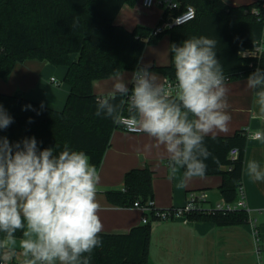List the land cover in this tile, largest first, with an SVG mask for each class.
Returning a JSON list of instances; mask_svg holds the SVG:
<instances>
[{"label":"trees","instance_id":"obj_1","mask_svg":"<svg viewBox=\"0 0 264 264\" xmlns=\"http://www.w3.org/2000/svg\"><path fill=\"white\" fill-rule=\"evenodd\" d=\"M137 1L0 0V80H8L19 63L39 60L66 67L64 82L70 86L63 110L32 101L23 91H0V105L13 119L6 129L0 130V137H6L11 144L35 137L39 149L55 148L54 154L67 144L72 150L84 151L90 163L100 168L112 134L121 126L95 114L99 95L93 82L111 77L115 70L123 73L143 66L145 48L158 43L164 33H169L171 44L177 45L193 36L217 39L216 55L229 81L247 77L257 67L264 69V58L240 54L254 50L264 37V0L240 6L224 0H179L180 9H166L164 19L170 12L179 14L188 5L196 8L195 19L157 35L151 27L138 25L130 31L116 22L122 7L135 6ZM149 69L175 78L173 62ZM119 100L117 97L115 102ZM124 115H128L126 109ZM248 136L246 130H238L232 136L204 138L211 153L205 160V175L223 176L221 195L228 203L239 197ZM235 147L239 156L232 159L230 151ZM106 195L113 205L122 207H133L136 200H154L153 173L149 167L132 169L126 174L124 189L108 190ZM149 216L147 224L127 234L100 233L102 247L94 249L90 264H157L150 259V250L152 222L158 218L153 212ZM187 218L232 226L249 222V213L243 209L209 215L196 213ZM16 237H23L22 232L17 231Z\"/></svg>","mask_w":264,"mask_h":264},{"label":"clouds","instance_id":"obj_2","mask_svg":"<svg viewBox=\"0 0 264 264\" xmlns=\"http://www.w3.org/2000/svg\"><path fill=\"white\" fill-rule=\"evenodd\" d=\"M217 43V39L193 36L169 45L175 96L148 65H138L128 81L115 70L111 89L96 98L95 114L150 137L173 173L183 168L185 177L203 178L205 160L211 155L204 138L226 131L231 120ZM246 86L260 89L258 103L264 111V69L257 67L249 74ZM12 122L0 105V130ZM54 149H39L35 137L15 144L0 137V259L4 261L16 255L17 231L23 234L19 241L23 264H90L94 249L102 247L99 173L84 151L67 144L58 154ZM247 168L255 181L264 182V169L257 161L248 162Z\"/></svg>","mask_w":264,"mask_h":264},{"label":"crops","instance_id":"obj_3","mask_svg":"<svg viewBox=\"0 0 264 264\" xmlns=\"http://www.w3.org/2000/svg\"><path fill=\"white\" fill-rule=\"evenodd\" d=\"M224 1L232 6H240L257 0ZM164 13L165 9L161 6L146 8L143 0H138L135 6L125 4L116 22L130 31L138 25L156 28L160 22V25L164 24ZM170 44V34L164 33L158 43L147 45L141 59L142 64L149 67L171 64L172 54L168 51ZM66 71L64 66H55L45 61L29 60L19 63L8 80H0V91L5 94L23 91L32 101L63 110L70 92V86L64 82ZM132 72L129 70L121 73L125 81L130 79ZM152 73L162 85L166 76L158 72ZM52 77L59 80L60 84L53 83ZM247 77L225 82L229 90L228 112L231 120L226 131H216L208 137L232 136L238 130H246L249 134L242 180L249 222L218 226L213 221L155 220L152 222L150 259L157 264H264V182L255 181L247 168L248 162L255 160L264 169V111H261L258 103V91L246 86ZM112 84L111 77L95 80V93L99 96L106 94ZM255 133H260L261 138H252ZM146 167L153 173V199L156 208L181 207L186 203L188 193L196 190L208 192V203L211 206L224 201L221 195L222 175L188 178L185 177L183 168H177L173 173L166 156L161 149L154 147V141L150 137L143 133H131L120 127L114 130L110 146L97 169L100 176L97 200L101 205L98 213L103 224L101 233L127 234L144 224L140 209L113 205L106 192L124 189L126 174L132 169ZM223 168L227 169V166ZM255 228L260 234L259 250ZM22 238L17 237L14 245L16 255L7 261L9 264H23L25 258L19 247ZM257 251L260 253V260H257Z\"/></svg>","mask_w":264,"mask_h":264},{"label":"built area","instance_id":"obj_4","mask_svg":"<svg viewBox=\"0 0 264 264\" xmlns=\"http://www.w3.org/2000/svg\"><path fill=\"white\" fill-rule=\"evenodd\" d=\"M155 5L162 6L165 10H179L181 4L179 0H143V6L146 8H151ZM197 15V10L193 5H188L182 12L179 14H174L170 12V15L165 19L164 24L154 28V35L161 33L167 28H171L176 25L185 24L193 19ZM242 56L255 57L258 59L264 58V37L262 40L257 42V47L254 50L242 51L240 52ZM52 82L56 85H59L60 82L55 77H52ZM229 78L225 77V82H228ZM165 88L169 90V94L175 96V78L165 77L163 84ZM126 116V115H125ZM126 130L123 126H121ZM127 131V130H126ZM129 132V131H128ZM133 133V132H131ZM239 156V149L237 147L233 148L230 151V157L235 159ZM209 194L206 190H196L188 193L186 203L181 207H172L160 209L156 208L154 205V200L150 199L146 203H141L140 200H136L134 203L135 208L140 209L143 212V223L147 224L150 221V212H153L157 216L158 220H189L187 217L190 214H214L217 212H233L236 210H248V204L246 200V194L243 184L239 186V197L233 203H228L225 200L221 203H218L214 206L209 205ZM254 224L256 223L253 222ZM255 227V225H254ZM255 239L257 242L258 250L260 248V234L255 228L254 231ZM0 264H9L3 259L0 260Z\"/></svg>","mask_w":264,"mask_h":264},{"label":"rangeland","instance_id":"obj_5","mask_svg":"<svg viewBox=\"0 0 264 264\" xmlns=\"http://www.w3.org/2000/svg\"><path fill=\"white\" fill-rule=\"evenodd\" d=\"M160 6V5H159ZM162 7V6H161ZM163 8V7H162Z\"/></svg>","mask_w":264,"mask_h":264}]
</instances>
